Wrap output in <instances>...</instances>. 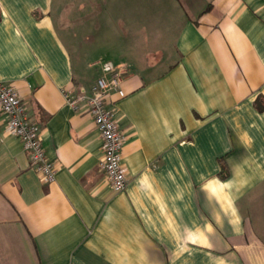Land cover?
Listing matches in <instances>:
<instances>
[{
  "label": "crops",
  "instance_id": "1",
  "mask_svg": "<svg viewBox=\"0 0 264 264\" xmlns=\"http://www.w3.org/2000/svg\"><path fill=\"white\" fill-rule=\"evenodd\" d=\"M180 2L172 42L111 56L74 54L56 0H0V81L56 165L43 184L0 112V264H264V0ZM101 59L125 70L106 98L121 192L92 118L61 94L88 92Z\"/></svg>",
  "mask_w": 264,
  "mask_h": 264
},
{
  "label": "built area",
  "instance_id": "2",
  "mask_svg": "<svg viewBox=\"0 0 264 264\" xmlns=\"http://www.w3.org/2000/svg\"><path fill=\"white\" fill-rule=\"evenodd\" d=\"M101 75L89 91L80 88L62 89L66 105L78 112L85 109L92 118L102 143V157L98 169L114 192H121L127 185V174L121 163L120 151L124 145V135L119 130L111 111L106 106V98L111 93L124 96L122 83L125 70L114 63L101 59L98 62ZM0 112L6 117L5 131L16 137L28 153L30 167L37 173L43 184L52 183L56 165L43 148L38 125L26 114L25 105L15 88L0 81Z\"/></svg>",
  "mask_w": 264,
  "mask_h": 264
},
{
  "label": "rangeland",
  "instance_id": "3",
  "mask_svg": "<svg viewBox=\"0 0 264 264\" xmlns=\"http://www.w3.org/2000/svg\"><path fill=\"white\" fill-rule=\"evenodd\" d=\"M184 11L180 0H56L54 6L55 18H66L77 39L74 54L106 51L111 56L146 50L148 37L169 44ZM135 38L140 47L133 46Z\"/></svg>",
  "mask_w": 264,
  "mask_h": 264
},
{
  "label": "trees",
  "instance_id": "4",
  "mask_svg": "<svg viewBox=\"0 0 264 264\" xmlns=\"http://www.w3.org/2000/svg\"><path fill=\"white\" fill-rule=\"evenodd\" d=\"M258 102H259V99L255 102V105H257V108L259 110H263L262 108H260L258 106ZM218 176L221 178V179H225L227 176H228V171H227V168H226V165L223 164V162L220 161V172L218 174Z\"/></svg>",
  "mask_w": 264,
  "mask_h": 264
}]
</instances>
